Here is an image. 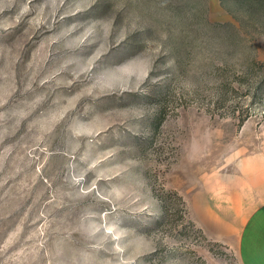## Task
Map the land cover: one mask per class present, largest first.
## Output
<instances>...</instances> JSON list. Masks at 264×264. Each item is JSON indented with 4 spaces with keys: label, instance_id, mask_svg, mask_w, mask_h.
Instances as JSON below:
<instances>
[{
    "label": "rangeland",
    "instance_id": "1",
    "mask_svg": "<svg viewBox=\"0 0 264 264\" xmlns=\"http://www.w3.org/2000/svg\"><path fill=\"white\" fill-rule=\"evenodd\" d=\"M230 22L219 0H0V264H241L264 98L236 87L246 49L207 42Z\"/></svg>",
    "mask_w": 264,
    "mask_h": 264
},
{
    "label": "trees",
    "instance_id": "2",
    "mask_svg": "<svg viewBox=\"0 0 264 264\" xmlns=\"http://www.w3.org/2000/svg\"><path fill=\"white\" fill-rule=\"evenodd\" d=\"M219 1L222 8L231 16L233 22L227 23L226 26L229 30L226 31L227 33L217 30L205 34V37L208 38L207 42L215 46L221 54L222 50L227 51L229 49V52L234 54L238 47L242 50L246 49L248 54L241 55L240 68L234 71L236 87H240L242 84L243 87H247L246 94L250 100L260 101L264 98V60L258 59L249 45V39L246 35H249L252 31L264 34V0ZM243 83H247V86H244ZM178 199L181 200V197H178ZM163 209L166 213L164 203Z\"/></svg>",
    "mask_w": 264,
    "mask_h": 264
},
{
    "label": "crops",
    "instance_id": "3",
    "mask_svg": "<svg viewBox=\"0 0 264 264\" xmlns=\"http://www.w3.org/2000/svg\"><path fill=\"white\" fill-rule=\"evenodd\" d=\"M258 203L245 217L238 234L241 264H264V185L258 184Z\"/></svg>",
    "mask_w": 264,
    "mask_h": 264
}]
</instances>
